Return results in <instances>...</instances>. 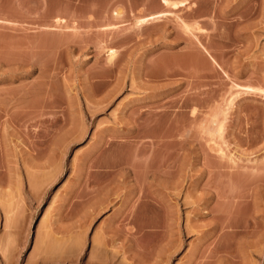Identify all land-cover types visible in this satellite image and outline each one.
<instances>
[{"label":"rangeland","instance_id":"1","mask_svg":"<svg viewBox=\"0 0 264 264\" xmlns=\"http://www.w3.org/2000/svg\"><path fill=\"white\" fill-rule=\"evenodd\" d=\"M167 2L0 0V264H264V0Z\"/></svg>","mask_w":264,"mask_h":264},{"label":"bare ground","instance_id":"2","mask_svg":"<svg viewBox=\"0 0 264 264\" xmlns=\"http://www.w3.org/2000/svg\"><path fill=\"white\" fill-rule=\"evenodd\" d=\"M163 2H164L165 4L168 3L167 0H163ZM163 14H164V13H163ZM165 14H166V13H165ZM161 15H162V12H161V14L158 13V15H153V16H150L149 18L141 19V21H146V20H149V21H150V19H151V20L154 19L153 21H155V20H156L155 18H157V17L159 18ZM162 17H163V15L161 16V18H162ZM161 18H160V19H161ZM160 19H159V20H160Z\"/></svg>","mask_w":264,"mask_h":264}]
</instances>
